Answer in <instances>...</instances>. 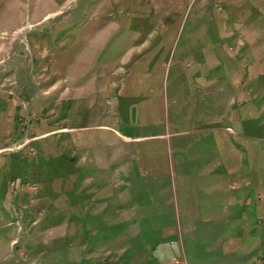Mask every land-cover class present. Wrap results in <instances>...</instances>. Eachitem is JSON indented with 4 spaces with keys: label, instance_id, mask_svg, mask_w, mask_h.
<instances>
[{
    "label": "rangeland",
    "instance_id": "obj_1",
    "mask_svg": "<svg viewBox=\"0 0 264 264\" xmlns=\"http://www.w3.org/2000/svg\"><path fill=\"white\" fill-rule=\"evenodd\" d=\"M0 264H264V0H0Z\"/></svg>",
    "mask_w": 264,
    "mask_h": 264
},
{
    "label": "crops",
    "instance_id": "obj_2",
    "mask_svg": "<svg viewBox=\"0 0 264 264\" xmlns=\"http://www.w3.org/2000/svg\"><path fill=\"white\" fill-rule=\"evenodd\" d=\"M14 241H15V240H11V244H13V243H14Z\"/></svg>",
    "mask_w": 264,
    "mask_h": 264
}]
</instances>
